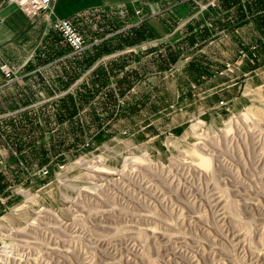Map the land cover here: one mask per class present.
Returning a JSON list of instances; mask_svg holds the SVG:
<instances>
[{
	"label": "rangeland",
	"instance_id": "obj_1",
	"mask_svg": "<svg viewBox=\"0 0 264 264\" xmlns=\"http://www.w3.org/2000/svg\"><path fill=\"white\" fill-rule=\"evenodd\" d=\"M163 42L101 115L0 124V264H264V106L199 115L205 59Z\"/></svg>",
	"mask_w": 264,
	"mask_h": 264
},
{
	"label": "crops",
	"instance_id": "obj_2",
	"mask_svg": "<svg viewBox=\"0 0 264 264\" xmlns=\"http://www.w3.org/2000/svg\"><path fill=\"white\" fill-rule=\"evenodd\" d=\"M57 18L77 26L85 50L74 54L54 28ZM179 39L205 59L199 91L207 104L199 115L264 106V0H56L53 13L36 19L0 0V66L19 70L9 83L0 69V100L8 101L0 124L20 116L31 130L57 133L67 122L58 118L99 115L94 102L111 92L119 99L129 79L140 83L142 54L157 51L153 42Z\"/></svg>",
	"mask_w": 264,
	"mask_h": 264
},
{
	"label": "built area",
	"instance_id": "obj_3",
	"mask_svg": "<svg viewBox=\"0 0 264 264\" xmlns=\"http://www.w3.org/2000/svg\"><path fill=\"white\" fill-rule=\"evenodd\" d=\"M55 1L56 0H11V2L17 4L31 19H36L43 13H53ZM54 28L61 33L65 42L72 48L74 54H79L85 50L87 40L71 20L57 18L54 22ZM227 67L230 68L231 65ZM0 69L9 83L19 78V70L6 63H3ZM220 105H224V101H221ZM48 174V169L42 170V175L45 176Z\"/></svg>",
	"mask_w": 264,
	"mask_h": 264
},
{
	"label": "trees",
	"instance_id": "obj_4",
	"mask_svg": "<svg viewBox=\"0 0 264 264\" xmlns=\"http://www.w3.org/2000/svg\"><path fill=\"white\" fill-rule=\"evenodd\" d=\"M104 136V132H102L101 137Z\"/></svg>",
	"mask_w": 264,
	"mask_h": 264
}]
</instances>
